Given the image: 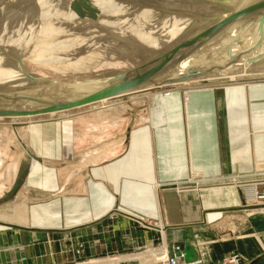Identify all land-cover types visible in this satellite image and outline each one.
I'll use <instances>...</instances> for the list:
<instances>
[{
	"label": "crops",
	"instance_id": "1",
	"mask_svg": "<svg viewBox=\"0 0 264 264\" xmlns=\"http://www.w3.org/2000/svg\"><path fill=\"white\" fill-rule=\"evenodd\" d=\"M134 103L30 125L28 160L0 166V264H264V207L237 186L264 180V80Z\"/></svg>",
	"mask_w": 264,
	"mask_h": 264
},
{
	"label": "rangeland",
	"instance_id": "2",
	"mask_svg": "<svg viewBox=\"0 0 264 264\" xmlns=\"http://www.w3.org/2000/svg\"><path fill=\"white\" fill-rule=\"evenodd\" d=\"M35 1L36 0H0V71H2L3 68H6L8 74L11 73V75L16 76L9 82L0 80L2 83L0 84V91L12 90L29 84V81L26 78L21 77L20 73L17 72L20 68L17 63V59H21L25 70L29 74L43 76L50 80L72 81L76 79L106 77L131 70L142 64L148 63L156 59L161 54L166 53L168 49L179 45L183 40H193L195 35L201 34L205 30L211 29L222 19L228 16L238 15L239 13L248 10L252 6V3L246 5H236L234 3L237 0H224L227 1V3L220 2L219 0H115L116 2L119 1L122 4L114 7V3H106L103 4V6L97 8L95 4L87 3L85 5L86 8H84H92V13L86 14L85 12H82L81 18L74 14L76 18L75 20L62 21V26L66 27L68 31L67 35L59 36V40L71 39L75 37L77 39H83V42L80 45L76 44L72 46L70 48L71 50L69 49L65 52L59 51L62 53H59L61 57H66V61H53L51 63L42 64L40 62L37 63L33 60V58L35 55L42 52L40 43H38V38L43 39L48 36H37V34H34L38 33L40 27L46 25L48 22L42 21L40 17L41 8H39L40 6L38 2ZM51 1L53 6L59 8L52 9V12H56V10L58 11L60 9L61 11L65 12L68 11V9L73 10V6H75L76 3L77 6L78 3L83 1L85 2V0H80V2L79 0ZM246 7H248V9ZM75 8L77 7H74V10ZM84 8L81 7L80 9ZM146 8L152 9L153 14L155 15L153 20H156L158 23L155 28L149 31V33H147V31L146 33H143L149 38V40L144 43L131 33L122 32V35L120 30L119 32L118 29L116 30V28H106L103 27L104 25L102 26L98 23L117 18L118 16L119 18L127 17L128 19H134L143 11V9ZM69 15L70 14H68V16ZM174 16L176 17L172 19ZM57 18L59 17L54 14L53 21L58 24L60 19ZM75 21L79 23L75 25ZM101 26L104 29L106 28L107 31ZM177 29L181 30L177 31ZM108 31L109 33H107ZM114 31H116V33H114ZM165 33L171 36L169 40L165 42L159 41V39L162 38ZM16 34L21 35L22 39L24 38L22 44H20L21 47L20 45H15L9 41V38H11L12 35L15 38L21 37H16ZM68 34L73 35L70 36ZM33 36H35L36 39ZM117 37L119 39H116ZM96 38L98 40H96ZM253 38H250L243 43L237 44L236 46L238 47L231 48L230 54L234 56L235 50H237V54L239 53L238 51L243 52L245 48H240L239 45H245L246 47V43L248 44L250 43L249 41H253ZM24 41L29 42L25 44ZM36 43H38V48ZM152 44H154V48H150ZM85 50L89 52H86ZM26 51L29 52L26 53ZM69 63H74L76 67L71 66ZM78 67H81V69H77ZM13 70L16 72H13ZM218 72H220V70ZM257 80H264V69L260 67L247 68L245 66H235L231 70L227 71L224 75L215 73L202 78L198 77L196 80L189 79L186 81V83L184 81H178L162 84L145 92L146 94L135 92L133 95H124L122 97L118 96L104 101L100 100L92 103L91 105L87 104L58 113H53V115L51 114L52 116H49V114H43L30 117H0V166L3 165V169H1L3 176L2 179L11 178V176L15 174L18 165H22L24 161L28 160V156L25 153H29L27 149L26 138L30 129V125L37 122L53 121L58 119H64L68 122V118H65L64 115H74L92 111L97 113L99 116H102L107 113H117V109L123 110V108H126L127 110V107L129 106L131 110L134 109L133 111L137 113L143 108H135L137 103H134V101L144 99L140 97H145L149 92L168 96L170 91L179 88V86L181 87L189 84L191 85L195 82L207 84H224L228 82H250ZM40 84L41 83L37 85L40 86ZM127 102H131V105H127ZM123 111L119 112L120 114L117 116L120 117ZM139 113H141V117L144 118L146 117L145 115L148 113V110L146 109L145 112ZM81 115L82 114H80V116ZM89 126L93 127L91 124H89ZM260 186L261 185H258L257 190ZM190 187V189H196L200 186L198 187L196 184H193L190 185ZM257 203L261 205L259 207H264V201H259ZM246 204L248 205L250 203L246 202Z\"/></svg>",
	"mask_w": 264,
	"mask_h": 264
},
{
	"label": "water",
	"instance_id": "3",
	"mask_svg": "<svg viewBox=\"0 0 264 264\" xmlns=\"http://www.w3.org/2000/svg\"><path fill=\"white\" fill-rule=\"evenodd\" d=\"M250 3L248 10L222 19L211 29L195 35L193 40H183L148 63L106 77L50 80L29 74L21 59H17L20 76L29 84L0 91V117L58 113L139 89L213 75L228 63L233 45L264 31V0H237L234 4ZM39 83L41 86H35Z\"/></svg>",
	"mask_w": 264,
	"mask_h": 264
},
{
	"label": "bare ground",
	"instance_id": "4",
	"mask_svg": "<svg viewBox=\"0 0 264 264\" xmlns=\"http://www.w3.org/2000/svg\"><path fill=\"white\" fill-rule=\"evenodd\" d=\"M39 4V8H41V19L43 22H48L46 23V25L44 26H41L40 27V30H38V33H35L33 32L34 35L37 34V36H48L46 38H43V39H40L38 38V43H40V47L42 49V52H40L39 54L35 55V57L33 58L34 61H36L37 63L40 62L42 64H47V63H51L53 61H57V62H64L66 61V57H61L59 51H67L69 50L72 46L78 44L80 45L82 42H83V39H77L75 37L71 38V39H62V40H59V36H64V35H67V29L66 27L62 26V21H65V20H75V15H77L78 17L81 18L82 16V12H85L86 14L88 13H92L93 9L91 8H88V9H85V5L87 3H93L95 4L96 8L97 7H100V6H103V4H106V3H110V4H115V6H119L121 5L122 3L121 2H116L115 0H85V2H81V3H78V5L76 6H73V10L72 9H68V11H61L60 10H56V12H52L53 10L52 9H55V8H58V7H55L53 6V3L51 0H36ZM35 1V2H36ZM67 2V1H66ZM77 2V1H76ZM80 2V0H79ZM150 2V1H149ZM72 5V4H71ZM83 5V6H82ZM246 5V4H245ZM244 5V6H245ZM67 6V5H66ZM61 7V5H60ZM63 7V6H62ZM74 7H77L75 8L74 10ZM81 7H85L84 9H80ZM68 8V6H67ZM248 9V7H246ZM59 9V8H58ZM52 10V11H51ZM65 10V9H64ZM142 11V10H141ZM124 13V12H123ZM57 15V19H60V22H58V24L53 21V15ZM68 14H70L68 16ZM75 14V15H74ZM80 14V15H79ZM122 14V13H120ZM119 14V15H120ZM39 16V15H38ZM154 14H153V11L151 8H146V9H143V11L138 14L134 19H128L127 17H124V18H119V16L117 18H114V19H111V20H105L107 22H98L99 25H104L103 27H108V28H116V30L118 29V31L120 30L121 31V34L122 32H128V33H131L132 35L136 36L140 41H142L143 43L144 42H147V40H149L148 37L145 36V34L143 33H149L150 30H152L153 28H155V26L157 25V21L153 20L154 19ZM176 16H174L172 19H174ZM226 17V16H225ZM45 20V21H44ZM189 20V18H188ZM77 21V20H76ZM74 22L75 25L78 24L79 22ZM136 21V23H135ZM90 23V22H89ZM94 23V22H93ZM187 23V22H186ZM101 26V27H102ZM99 27V26H97ZM102 27V28H103ZM94 28V27H93ZM105 28V29H106ZM36 29V28H35ZM96 29V28H95ZM104 29V28H103ZM104 29V30H105ZM82 30V29H81ZM181 29H177V31H179ZM25 31V30H24ZM31 31V30H30ZM98 31V30H97ZM107 31V29H106ZM112 31V30H111ZM119 31V32H120ZM16 33V32H15ZM72 33V32H71ZM81 33V32H80ZM109 33V31L107 32ZM106 33V35H107ZM114 33H116V31H114ZM24 34V33H23ZM26 34V33H25ZM120 34V33H119ZM118 34V35H119ZM28 35V34H27ZM68 35H73V34H68ZM123 35V34H122ZM17 36H21V35H18L16 34V37ZM78 36V34H77ZM80 36V35H79ZM142 36V37H141ZM11 37V36H10ZM12 37H14L12 35ZM9 38V41L11 43H14L15 45H20L22 44L23 42V39H22V36L20 38ZM35 37V36H33ZM81 37V36H80ZM119 37V36H118ZM116 38V39H119V38ZM171 36H169L168 34H164V36H162V38L159 39V41H162V42H165V41H168L169 38ZM255 37L253 41H249L250 43H246V47L245 45H239L240 48H245L243 50V52H240L238 51L239 53L237 54V50L234 51V56H232L230 53L228 59V63L223 66L221 69H220V72H217V73H220V74H225L227 71L231 70L233 67L235 66H245V67H260L262 69H264V31L261 32L260 34H258L257 36H253ZM253 37H250L251 39ZM63 38V37H62ZM99 38V37H98ZM108 38V37H107ZM113 38V37H112ZM124 38V37H123ZM249 38V39H250ZM34 39V38H33ZM32 39V40H33ZM36 39V37H35ZM85 39V38H84ZM248 39V40H249ZM31 40V41H32ZM96 40H98L96 38ZM100 40V39H99ZM108 40V39H107ZM120 41V40H119ZM123 41V40H122ZM125 41V40H124ZM158 41V39H157ZM5 42V41H4ZM25 42V41H24ZM29 41L25 42L28 43ZM36 42V41H35ZM34 42V44H35ZM85 42V41H84ZM92 42V41H91ZM101 42V41H100ZM138 42V41H137ZM36 43V45L38 44ZM129 43V42H128ZM1 44V43H0ZM13 44V45H14ZM24 44V46H25ZM88 44V43H87ZM91 44V43H90ZM131 44V43H130ZM11 45V44H10ZM12 45V46H13ZM35 45V46H36ZM98 45V44H97ZM237 44L233 45L231 48H235V47H238L236 46ZM21 47V45H20ZM23 47V46H22ZM39 47V48H40ZM154 44H152L150 46V48H154ZM25 48V47H24ZM29 48V47H28ZM37 48H38V45H37ZM84 48V47H83ZM31 49V48H30ZM33 49V48H32ZM91 49V48H90ZM23 50V49H22ZM71 50V49H70ZM100 50V49H99ZM239 50V49H238ZM36 51V50H35ZM74 51V50H73ZM86 51V50H85ZM242 51V50H241ZM29 52V51H28ZM26 51V53H28ZM86 52H89V51H86ZM105 52V51H104ZM60 53V54H59ZM107 53V51H106ZM137 53V52H136ZM148 53V52H147ZM67 54V53H66ZM65 54V55H66ZM236 54V55H235ZM64 55V56H65ZM86 55V54H85ZM88 55V54H87ZM237 56H240V58L238 59ZM97 57V56H96ZM99 57V55H98ZM70 58V57H69ZM31 59V58H30ZM71 59V58H70ZM94 59V58H93ZM2 60V59H1ZM92 61V60H91ZM56 62V63H57ZM55 63V62H54ZM71 66H75L74 63H69ZM58 65V63H57ZM60 65V64H59ZM43 66V65H42ZM76 67V66H75ZM63 68V67H62ZM81 69V67H78L77 69ZM244 68V67H243ZM61 69V68H60ZM237 69V68H236ZM235 69V70H236ZM66 71V70H65ZM3 72H6V73H3ZM13 72H16L13 70ZM19 73V71H17ZM231 72V71H230ZM4 74V75H3ZM15 75H17L16 73H14ZM229 74V72H228ZM231 76V75H230ZM12 77V78H11ZM14 77V75H11L7 73V69L6 68H3L2 71H0V80H5V82H9L11 81ZM40 77H43V76H40ZM204 77V76H201V78ZM46 78V77H45ZM198 78V77H197ZM197 78H194L192 80H196ZM200 78V77H199ZM217 78V77H216ZM189 80V79H188ZM185 83L187 80H183ZM178 82V81H177ZM190 82V81H189ZM0 84H2L0 82ZM16 85V84H15ZM19 86V85H18ZM39 86V85H37ZM41 86V84H40ZM152 88H145V89H139V90H135L133 92H129V93H126V94H123V95H119V96H124V95H133L136 93H145L149 90H151ZM146 94V93H145ZM115 97H118V96H115ZM115 97H110V98H103V99H100V100H107V99H111V98H115ZM140 98H145V97H140ZM100 100H97V101H100ZM96 102V101H94ZM94 102H91V103H88L89 105H91L92 103ZM87 105V104H85ZM83 106V105H81ZM80 107V106H78ZM76 108V107H75ZM123 110H126V108H123ZM121 109H117V114L119 115L121 111H123ZM53 115V113H49V116L50 115ZM45 115V114H44ZM51 115V116H52ZM12 117H18V116H12ZM119 117V116H117ZM120 119V117H119ZM116 121V120H115ZM120 121V120H119ZM25 220V219H24Z\"/></svg>",
	"mask_w": 264,
	"mask_h": 264
},
{
	"label": "built area",
	"instance_id": "5",
	"mask_svg": "<svg viewBox=\"0 0 264 264\" xmlns=\"http://www.w3.org/2000/svg\"><path fill=\"white\" fill-rule=\"evenodd\" d=\"M264 183V180H245L240 181L237 183V186L244 188L245 190V196L246 201L250 202V204H255L259 201H264V193H259L257 190L258 185H261ZM249 204V205H250ZM237 262V256H233L230 259H224L222 262L217 264H227V263H236ZM161 264H178L177 257H166L164 260H162Z\"/></svg>",
	"mask_w": 264,
	"mask_h": 264
}]
</instances>
